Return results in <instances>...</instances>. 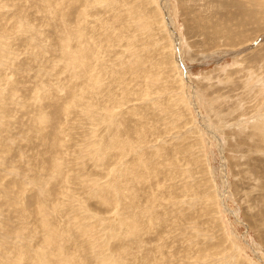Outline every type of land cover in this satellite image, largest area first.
<instances>
[{
  "label": "rangeland",
  "instance_id": "1",
  "mask_svg": "<svg viewBox=\"0 0 264 264\" xmlns=\"http://www.w3.org/2000/svg\"><path fill=\"white\" fill-rule=\"evenodd\" d=\"M0 264H264V0H0Z\"/></svg>",
  "mask_w": 264,
  "mask_h": 264
}]
</instances>
